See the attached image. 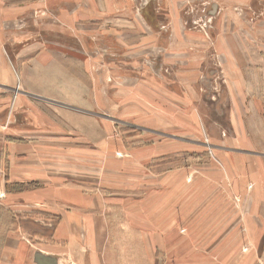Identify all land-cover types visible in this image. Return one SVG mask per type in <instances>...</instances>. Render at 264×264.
Instances as JSON below:
<instances>
[{
  "label": "rangeland",
  "instance_id": "rangeland-1",
  "mask_svg": "<svg viewBox=\"0 0 264 264\" xmlns=\"http://www.w3.org/2000/svg\"><path fill=\"white\" fill-rule=\"evenodd\" d=\"M0 1V20L12 25L0 32L3 52L66 45L84 58L80 70L98 97L107 94L98 111L112 119L100 135L89 118L76 122L21 98L17 86L0 88V237L50 235L60 212L39 187L55 174H93L98 193L111 178L127 198L147 194L145 221L168 231L152 233L155 260L142 264H264V188L251 192L264 184V134L247 135L242 148L233 140L231 97L241 82L219 44H237L240 65L257 73L264 0ZM110 217L128 221L124 211ZM126 225L123 255L147 254L151 243L140 247Z\"/></svg>",
  "mask_w": 264,
  "mask_h": 264
},
{
  "label": "crops",
  "instance_id": "crops-1",
  "mask_svg": "<svg viewBox=\"0 0 264 264\" xmlns=\"http://www.w3.org/2000/svg\"><path fill=\"white\" fill-rule=\"evenodd\" d=\"M90 1L94 3L96 0ZM10 26L1 22L0 32H4ZM2 40L0 38V41ZM56 43L55 40L48 47L26 57L10 56L0 47V88L14 90L17 86L18 96L21 98L30 96L51 106L65 109L71 113L76 122L89 118L87 123L92 125L93 131L103 135L109 130L108 122L112 119L98 111V107L101 109V100L104 101V97L107 99V94L98 97L99 94H96L94 86L85 79V74L80 70L84 58L73 54L66 45ZM219 44L229 48L226 51H229L230 55L226 54L224 59L233 79L237 78L241 82L238 93H234L231 97L233 104L230 119L233 137H237L233 140L238 141V145L242 148L247 146V135L257 132L264 134V124L263 127L259 125L260 123L249 125L251 116L260 117L261 122L264 121V61L257 65V73H252L240 65L237 53H242V49L237 44L223 41ZM9 48L11 49L10 45ZM234 54V61L229 60ZM21 100L25 102L24 99ZM251 107L256 111L249 112ZM231 151L235 154L243 153L237 150ZM245 154L255 156L248 152ZM29 160V163H32V160ZM28 172L31 171H23V177ZM91 175L93 174L78 178L60 173L55 174L49 181L46 179V184L39 187L38 195L45 197L46 200L54 199V208L60 212L51 234L36 235L32 238L17 235L0 237L2 244L0 264H129V262L133 264L136 258L140 261L144 259L154 261L152 233L156 234V239L168 231L160 234L154 227L158 225L157 221L155 224L145 221V216L146 220H150L144 211L147 204L144 202L145 199L140 197H145L147 194L141 193L134 199L127 198L125 196L131 193L125 191L123 194L121 189L124 187L119 189L122 186L121 181H113L111 178L107 180L110 183L108 189L99 190L98 193L93 185L94 178H89ZM260 186L264 188V184L256 183L251 192H262L259 190ZM2 199L8 200V195L4 193ZM40 201L42 202L43 199ZM115 211L127 213L128 221L111 219L110 216ZM126 222L130 228L136 230L135 242L137 241L140 247L143 243L147 246L151 243L150 248L147 247V254L143 255L139 252L136 255L132 249L130 254L123 255V249L118 245L125 243L124 238L128 235L122 230H127ZM47 224L45 223V226ZM142 261L139 264H142Z\"/></svg>",
  "mask_w": 264,
  "mask_h": 264
}]
</instances>
